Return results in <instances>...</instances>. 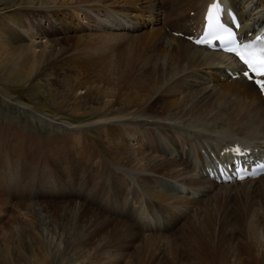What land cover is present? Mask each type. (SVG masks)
Instances as JSON below:
<instances>
[{"label": "rangeland", "instance_id": "374dc122", "mask_svg": "<svg viewBox=\"0 0 264 264\" xmlns=\"http://www.w3.org/2000/svg\"><path fill=\"white\" fill-rule=\"evenodd\" d=\"M33 1L0 0V264H191L201 258L200 245L196 255L191 249L187 250L192 244H185L190 242L180 234L189 231L191 226L179 233V229L191 225V221L201 229L202 244L208 248L207 236L213 246H217L220 225L229 224V232H236L244 244L253 236H259L258 229L246 225L251 211L258 218L263 215L262 191L220 195L210 212L197 209L174 222L172 214L164 208L159 206L163 209L159 211L153 208L149 184L132 183L117 172V165L123 164L124 157L117 158L121 153L116 148L127 144L124 129L114 125L87 128V123L96 115H84V112L95 98L134 100L130 95L133 91L126 89L128 83L121 75L124 62L140 55L144 58L149 53L158 54L156 57L162 55L163 48H159L157 37L149 44L148 31L138 30L142 25L134 29L122 27L120 33L127 32L134 37L118 39L109 34L90 37L85 25L90 21L95 24L96 19L75 7L81 0H42L45 5L59 6L49 13L26 9ZM158 1L151 0V4ZM171 1L174 0H165L163 6ZM111 2L105 0L103 4L113 5ZM187 8H191L189 4L182 6V9ZM168 9L178 11L175 7ZM104 12L99 14L101 20L109 17ZM165 21L162 27L171 35V19L167 21L165 17ZM111 23L118 28L117 21ZM96 32L108 33L106 30ZM88 41L92 43L90 49L84 47ZM38 42H48L43 55L27 49ZM81 42L84 45L76 49ZM82 48L84 51L80 50ZM86 88L88 93L81 96L87 97L78 100L77 94L86 92ZM134 92L138 95V91ZM87 103L88 106H83ZM120 104H116L115 109ZM62 123L80 126V130H67ZM121 185L123 190L119 192ZM258 195L263 196L261 200ZM34 205L47 206L48 209L43 210L53 219L51 226L44 225ZM73 206L95 220L88 233L78 223L84 216L77 214L81 219L76 223V212H68ZM237 206L243 207L241 211ZM119 209L121 214L116 215ZM236 210L240 211L238 215ZM221 217H225L223 223ZM117 222L132 225L122 231L125 240L122 247L118 246L119 238H116L120 233L116 231ZM168 222L172 223V228H168ZM55 229L57 235L53 234ZM112 232L118 236H112ZM230 244L228 240L219 249L230 254ZM241 258L240 261L245 262V257Z\"/></svg>", "mask_w": 264, "mask_h": 264}, {"label": "bare ground", "instance_id": "6f19581e", "mask_svg": "<svg viewBox=\"0 0 264 264\" xmlns=\"http://www.w3.org/2000/svg\"><path fill=\"white\" fill-rule=\"evenodd\" d=\"M37 1H41V3ZM110 1H112L110 4L113 5L103 4L105 0H81L76 4L75 7L82 10V13L87 12L88 14L89 12V15L96 19L95 24L94 21H90L92 24L85 25V30L89 31L90 37L91 35L101 37L104 34H109L118 39L134 37L127 32L120 33L122 27L134 29L136 26L142 25V27H138V30L141 32L148 31L146 39L150 38L151 40H147V42L153 44L154 36L157 37L156 42L160 45V49L163 48L162 52H164L158 57H156L158 54L149 53L144 58L140 55L124 62L125 68L121 75L125 76L124 82L128 83L126 89L129 92L133 91L130 95L134 100L126 98L123 100V97H104L100 98L101 101L95 98L96 100L94 99V102L89 106L88 103L83 105L88 106L87 112H84L85 109L83 110L84 115H96L87 123V128L103 129L106 125H114L124 129L123 131L127 135L125 144H127L124 147L120 145L115 147L116 151L121 153L118 155L115 152L117 158L124 157L123 164L117 165L119 175H125L132 183L144 181L149 184L148 192L154 204L153 208L157 211L164 208L166 212L172 214L174 222L197 209L210 212L220 195L232 196L244 192V190L262 191L264 193V174L255 178H247L241 182L217 184L200 172V168L208 159L211 156H218L219 151L228 144L236 142L243 146L248 145L253 151L264 148V102L257 87L247 81L244 76L232 78L227 75L226 67L235 69L233 61L229 57L223 56L219 52L197 47L177 35L179 32L187 33L197 27L207 0H181L182 4L180 0H174L166 7L163 6L165 0H159L153 4H151V0ZM226 1L242 18L244 34L256 31L259 26L264 25V0ZM45 4L47 3L42 0H35L31 4H27L26 9L49 13L53 8H59L57 4L51 5L50 3V6ZM187 4L191 8L182 9V6L186 7ZM66 7L68 8V6ZM167 7L178 8V11ZM103 9L105 10L104 13L109 16L106 20L100 18ZM192 11L193 14H191ZM165 17L167 21L171 19V35L162 27L166 23V21L164 22ZM111 21H117L118 28L112 26ZM98 30H106L108 33H97ZM47 43L38 42L34 44L32 49H27L33 54L43 55L49 47L46 45ZM91 44L88 41L84 47L90 49ZM83 45L81 42L76 49L79 50ZM34 49L39 50L38 53ZM123 51L127 50L123 49ZM85 90L86 92L77 94L78 100L83 101L87 97L81 96L88 93L87 88ZM134 91H138V95ZM118 103L121 104L115 109V105ZM173 105L175 106L173 107ZM171 107L174 110L171 109V111L166 112ZM53 122L58 123L57 121ZM62 126H65L67 130H80V126L77 125L62 123ZM120 189L123 190V185L118 189L119 192ZM139 192L146 191L140 190ZM119 196L120 194L117 197ZM262 197L260 198L262 199ZM262 200L264 201V198ZM40 205L38 207L34 205L36 208H32L36 210L38 217L42 218L45 226H51L54 221L44 211L47 204L45 206ZM244 207L248 206L245 204ZM153 208L151 207V210L155 212ZM261 208L263 211L261 218H258L253 211L250 213L251 216L249 215L251 219L249 218L250 221L246 227L256 228L259 232V236L255 238L253 236L252 239H249V243L244 244L235 234L236 232H229L230 225L227 222L228 228L219 224L221 232L218 234L217 246H213L210 242L211 238L207 236V244L210 248L202 244L203 235L197 224H193L191 221V225H185L179 229V233H181L191 226L189 231L180 234L185 235L184 237L190 242H185V244H192L187 247L188 251L191 249L192 254L196 255L197 247L200 245L201 258L191 264H196V262L199 264H264V207L261 206ZM234 209L236 208L234 207ZM240 211H237V215ZM68 212L71 214L76 212V223L78 219H81L77 214L84 216L78 223L86 232L93 228L95 220L91 215H86L74 206L69 208ZM115 213L119 215L121 210L119 209ZM247 213L245 212L246 215ZM153 214L155 216V213ZM235 214L233 215L236 216ZM224 218L221 217L220 220ZM229 218L231 217L229 216ZM116 224V231L119 230L121 234L119 233L118 236L116 233L115 235L118 236L116 238H119L118 246L122 247L125 243V240L122 239V231L127 230L132 225L127 222H117ZM132 224L134 225L133 222ZM167 225L170 226L168 228H172V223L168 222ZM233 226L235 227V225ZM52 227L56 228L55 225ZM56 231L57 229H55L54 235L58 234ZM96 232L98 233V230ZM87 233L85 234L87 235ZM111 235L115 236L114 233ZM132 235L135 236V233ZM228 240H231V247L228 248L231 257L229 253H222L219 249ZM240 257H245V262H243V258L240 261Z\"/></svg>", "mask_w": 264, "mask_h": 264}, {"label": "snow or ice", "instance_id": "6c2138e0", "mask_svg": "<svg viewBox=\"0 0 264 264\" xmlns=\"http://www.w3.org/2000/svg\"><path fill=\"white\" fill-rule=\"evenodd\" d=\"M221 2H222V0H217L216 3H214L213 5L210 6V10H209V14H208V19H209L210 21H214V23L210 24V26H209L210 29H211V31H210V35L214 33V31H215V29H216L217 27H219V28H223V27H224L223 24H219V23H218V19H217L218 16H219V13H220V11H221ZM213 9H215V14H216L215 17H214V15H213V11H212ZM206 39H207V38H206ZM232 43H233V44H236V41L233 40ZM237 47H243L244 49H248V48L251 47V45H244V44L241 43V45H237ZM231 50L236 51L235 48H234V49H231ZM237 55H239V52H237ZM240 59L242 60V62H243L248 68H252V70H253L254 72H257V69H256L253 65L249 64V62H248L246 59H244L243 56H240ZM257 74L264 75V66H261V68L259 69V71L257 72ZM259 83H261L262 87H264V82H259Z\"/></svg>", "mask_w": 264, "mask_h": 264}]
</instances>
